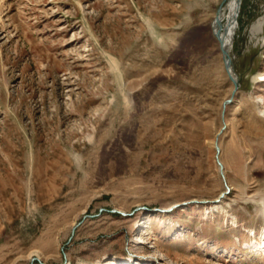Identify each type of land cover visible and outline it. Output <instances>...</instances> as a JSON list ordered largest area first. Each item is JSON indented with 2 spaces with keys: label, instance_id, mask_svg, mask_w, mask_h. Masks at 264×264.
<instances>
[{
  "label": "rangeland",
  "instance_id": "rangeland-1",
  "mask_svg": "<svg viewBox=\"0 0 264 264\" xmlns=\"http://www.w3.org/2000/svg\"><path fill=\"white\" fill-rule=\"evenodd\" d=\"M228 1L0 0V264H264V0L222 118Z\"/></svg>",
  "mask_w": 264,
  "mask_h": 264
},
{
  "label": "bare ground",
  "instance_id": "bare-ground-1",
  "mask_svg": "<svg viewBox=\"0 0 264 264\" xmlns=\"http://www.w3.org/2000/svg\"><path fill=\"white\" fill-rule=\"evenodd\" d=\"M236 1L237 0H229L226 6L222 8V12L220 11L221 14L219 13L218 17L213 22V32H214L215 37L218 38V42L221 47L220 48L221 54H222V51H225L227 57H229L231 66H232V61H231L229 54L232 49L231 44L233 42L235 32L237 30V26H236L237 25V15L240 9V0H239V4ZM219 22L220 23L225 22V24L227 23L228 27L224 29H219V31L217 32V24ZM260 26L261 24H259V27ZM231 69H232V74L234 76L235 72H234L233 67H231ZM165 212H168V211H165Z\"/></svg>",
  "mask_w": 264,
  "mask_h": 264
},
{
  "label": "water",
  "instance_id": "water-1",
  "mask_svg": "<svg viewBox=\"0 0 264 264\" xmlns=\"http://www.w3.org/2000/svg\"><path fill=\"white\" fill-rule=\"evenodd\" d=\"M236 2L239 4V0H237ZM220 9H221V8L218 9V12H219ZM218 12H217V13H218ZM222 61H223V65H224V69H225V71H226L227 77H228V79L231 81V83L233 84V91H232L231 98H229L228 100H226V101L223 103V105H222V107H223L222 118H223V115H224V111H225L226 105H228V104H230V103L232 102L233 96L235 95L236 91H237L238 88H239V82H238V80H237L236 75L234 74V76H233V74H232V69H231V67H233V64H232V66H231V62L229 61V57H227L225 51H222ZM217 140H218V137L216 138V145H215V150H216V160H217V164H218L219 167H220L221 175H222V177H223V173H222V165H221V163L219 162L218 157H217V155H218V153H219V148H218V146H217ZM74 228H75V227H74ZM74 228H73V229H74ZM34 260H35V259H32L31 261H34Z\"/></svg>",
  "mask_w": 264,
  "mask_h": 264
}]
</instances>
